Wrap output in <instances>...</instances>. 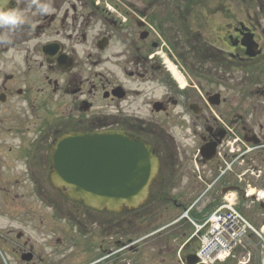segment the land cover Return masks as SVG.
Instances as JSON below:
<instances>
[{"label": "flooded vegetation", "instance_id": "af4514ba", "mask_svg": "<svg viewBox=\"0 0 264 264\" xmlns=\"http://www.w3.org/2000/svg\"><path fill=\"white\" fill-rule=\"evenodd\" d=\"M141 1L52 0L56 11L40 15L35 0H8L26 23L0 29V219L10 220L0 227V264H56L53 256L58 264H198L191 243L165 230L185 234V211L209 213L231 198L260 215L264 237V78L227 76L263 54L260 14L230 21L221 0L220 29L191 33L195 0L166 17L158 0ZM246 38L258 44L256 57L246 55ZM165 57L193 74L176 78ZM105 131L150 145L157 164L148 201L169 204L119 213L75 206L76 221L62 214L54 242L52 198L63 197L49 150L63 134ZM221 264H262L259 241L250 237Z\"/></svg>", "mask_w": 264, "mask_h": 264}, {"label": "water", "instance_id": "95a60500", "mask_svg": "<svg viewBox=\"0 0 264 264\" xmlns=\"http://www.w3.org/2000/svg\"><path fill=\"white\" fill-rule=\"evenodd\" d=\"M7 2L0 0V7ZM242 44L247 55L259 53L247 38ZM49 161L52 185L66 199L109 212L143 204L157 164L147 143L115 131L62 135Z\"/></svg>", "mask_w": 264, "mask_h": 264}, {"label": "rangeland", "instance_id": "374dc122", "mask_svg": "<svg viewBox=\"0 0 264 264\" xmlns=\"http://www.w3.org/2000/svg\"><path fill=\"white\" fill-rule=\"evenodd\" d=\"M132 1L138 2V4L142 3L141 0H132ZM158 2H160L164 5L163 8L165 10L164 11L165 17L168 14V12L174 8V5L176 6V8L186 6V5H184V0H158ZM195 4H196L195 8H194L195 12L191 16V19H192V22L190 24L191 33H193L194 31L200 32V31H205V30H208V31L219 30L221 25L223 23H225V20L223 19L225 16L223 14L224 11H223V6L221 4V0H195ZM225 4H227V7L229 9L227 14H229L228 19L230 21L242 20L246 16H248L249 13L251 15H254L253 11H255L256 13L258 12V14H260V17H258V16L257 17H258V20L260 21V23L263 25V29H264V21L262 19L264 16V0H245V1H243V0H229ZM254 19H255V17H254ZM262 46L264 48V38H263ZM164 59L167 60L168 64L172 63V62L168 61L167 57H165ZM171 67H173L172 64H171ZM175 70H176V72H178L177 69H175ZM184 70H185V72L182 71L180 73H182L184 75H185V73H187L188 75L191 76L192 70L190 68L185 67ZM180 73L178 72L179 75H181ZM227 76L244 79L245 82H247V79H249L248 82H250V81H252L251 79L264 78V52L256 61L252 62V64H250V66H248V68L240 70V71H235V70L229 71ZM245 88H247V85H245ZM52 199H53V205L54 206H57L59 210H64L66 212H69L72 215V216L68 215L69 220L76 221V218L78 217V213L72 207L80 206V203L73 202V201H67L64 199H60L58 197H53ZM193 200H194V198H192L190 200V202ZM155 202L157 204H160V205H168L169 204V203L163 204L157 198H155ZM198 205H199V207L197 210H200L202 207H204L205 200L204 199L200 200L199 203L197 204V206ZM242 212L244 213V216L246 217V219L256 229L257 223L262 220L260 215L254 214L253 212H251L250 210H248L246 208L243 209ZM61 216L62 215L60 214V217ZM64 216H66V215H64ZM191 219H193V218L191 217ZM9 222H10V220L5 216L4 220L0 219V227H7L8 228ZM52 222H53L52 225H53V232H54V235L52 236L53 241L54 242L57 240L60 241L62 220L60 218L55 219V217H53ZM16 227H17V225L14 223V228H16ZM189 227H190V230H187L186 234L181 233L179 235L180 236V238H179L180 242L184 241L193 232V228H192L191 224ZM181 230L182 229L180 228L178 231H181ZM170 231L171 230H166L165 232H169V233H168V235H164V237H168L170 239L178 238L176 231H174L175 234H174V232H170ZM172 234H174L175 236L174 235L172 236ZM255 238L257 239V241H259L260 249L263 252L262 246H264V244L261 243L260 240L256 236H255ZM193 242H194V245L196 244L198 246L197 239H196V241L194 240ZM193 242L191 244L192 246H194ZM192 246H191V248L194 249V247H192ZM56 251H57V249L53 248V252L56 253ZM144 252H149V251L145 250ZM56 254L58 255V253H56ZM53 260L54 261L58 260L57 262H54V263L58 264L60 262V257L59 256H53ZM116 264H119L118 260L116 261Z\"/></svg>", "mask_w": 264, "mask_h": 264}, {"label": "clouds", "instance_id": "9594fccd", "mask_svg": "<svg viewBox=\"0 0 264 264\" xmlns=\"http://www.w3.org/2000/svg\"><path fill=\"white\" fill-rule=\"evenodd\" d=\"M35 10L40 15H48L56 11L52 0H35ZM24 23H26V17L22 10L10 6L0 7V29L11 33Z\"/></svg>", "mask_w": 264, "mask_h": 264}, {"label": "built area", "instance_id": "2783aa9c", "mask_svg": "<svg viewBox=\"0 0 264 264\" xmlns=\"http://www.w3.org/2000/svg\"><path fill=\"white\" fill-rule=\"evenodd\" d=\"M221 233H222V235L223 234H227V233H229V229L227 228V229H221ZM221 235L220 234H217V238L220 240L221 238Z\"/></svg>", "mask_w": 264, "mask_h": 264}, {"label": "bare ground", "instance_id": "6f19581e", "mask_svg": "<svg viewBox=\"0 0 264 264\" xmlns=\"http://www.w3.org/2000/svg\"><path fill=\"white\" fill-rule=\"evenodd\" d=\"M170 68H171V71L174 74V76L180 78V76L177 74L176 70L173 67H171V66H170ZM262 263H264V258H262Z\"/></svg>", "mask_w": 264, "mask_h": 264}]
</instances>
